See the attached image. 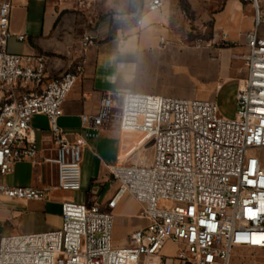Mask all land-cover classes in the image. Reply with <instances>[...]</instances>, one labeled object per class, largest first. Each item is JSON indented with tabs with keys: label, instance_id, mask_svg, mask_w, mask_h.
<instances>
[{
	"label": "built area",
	"instance_id": "1",
	"mask_svg": "<svg viewBox=\"0 0 264 264\" xmlns=\"http://www.w3.org/2000/svg\"><path fill=\"white\" fill-rule=\"evenodd\" d=\"M61 1L90 8L107 0ZM250 1L255 22L245 35L248 73L236 119L221 117L213 101L108 93L95 115H82L86 132L70 140L59 119L84 66L46 81L45 56L10 54L12 0H0V176L17 163L44 164L55 168V189L78 193L89 140L114 125L140 139L126 162L109 167L114 190L104 203L68 201L61 228L3 236L0 264H230L236 248L264 250V0ZM166 2L146 0L142 8L158 12ZM93 43L84 34L83 47ZM36 116L48 120L50 156L40 158ZM140 150L145 157L133 162ZM48 190L0 183V202L43 201ZM127 196L147 224L131 233L130 246L114 247L116 210ZM168 243L180 246L176 258L161 256Z\"/></svg>",
	"mask_w": 264,
	"mask_h": 264
},
{
	"label": "crops",
	"instance_id": "2",
	"mask_svg": "<svg viewBox=\"0 0 264 264\" xmlns=\"http://www.w3.org/2000/svg\"><path fill=\"white\" fill-rule=\"evenodd\" d=\"M145 1L107 0L84 8L72 1L12 0L10 30L13 37L7 46L10 54L45 56L46 81L77 65L84 66V75L68 96L59 119L60 128L70 140L86 132L82 127V115H95L106 94H150L159 90L141 81L131 86L115 83L111 87L107 83L108 74L100 73L99 63L110 57L105 49L111 47L113 59L123 56L126 47L120 43L135 42L134 56L138 59L171 55L195 57L205 66L216 69V84L220 86L227 80L240 78L242 82L247 77L243 60L247 53L245 35L255 22V9L250 0H167L158 12L143 10ZM87 33L94 43L85 49L83 36ZM19 35L25 36V40H18L16 36ZM193 36L202 44L186 46ZM32 126L40 158L54 154L47 118L34 117ZM138 142V138L124 135L116 125L99 139L89 140L83 154L82 190L78 194L54 188V167L17 163L11 174L0 176V183L49 190L43 201L0 202V209L7 208L11 212L7 218L28 223L31 226L28 233L57 230L63 224V203L106 201L114 190L109 167L126 162ZM136 159L133 156L132 161ZM140 216L141 212L128 214L130 233L146 226L147 222ZM171 245L176 246L168 243L161 256L174 257L165 253ZM184 262L176 260L174 264Z\"/></svg>",
	"mask_w": 264,
	"mask_h": 264
},
{
	"label": "rangeland",
	"instance_id": "3",
	"mask_svg": "<svg viewBox=\"0 0 264 264\" xmlns=\"http://www.w3.org/2000/svg\"><path fill=\"white\" fill-rule=\"evenodd\" d=\"M261 33H264V27L261 28ZM135 44L132 40L128 43H120V46L126 48L124 49V55L117 59L112 58V47L105 49V53H109L110 57L104 58V61L100 60L99 71L101 74H108L107 83L111 87L115 83L131 86L133 83L141 81L159 89L155 92H149L150 95L210 100L217 104L221 117L228 120L236 119L239 111L236 96L242 83L240 78L227 80L220 86L216 84V69L213 70L205 66L195 57L171 55L170 57H142L138 59V57L135 58L136 55L134 56L136 53ZM200 44H202L201 40L193 36L185 45L196 47ZM129 45L130 47H128ZM222 78L223 74H221ZM137 148L138 143L135 145L134 150H137ZM141 156H145L143 150L135 155L137 158ZM70 194L78 193L70 192ZM141 211V206L135 203L130 196L124 198L116 210L118 216L115 224L114 247L130 246V220L127 216ZM10 213L7 208L0 209V241L3 236L28 233L31 229V226L22 220L7 218ZM165 253L176 258L179 247L168 246ZM183 264H190V262H184ZM230 264H264V250L236 248L232 253Z\"/></svg>",
	"mask_w": 264,
	"mask_h": 264
},
{
	"label": "bare ground",
	"instance_id": "4",
	"mask_svg": "<svg viewBox=\"0 0 264 264\" xmlns=\"http://www.w3.org/2000/svg\"><path fill=\"white\" fill-rule=\"evenodd\" d=\"M124 135H131V136H134V137H136V138L139 139V135H138V134L124 132ZM139 140H140V139H139ZM142 157H145V156L138 157L137 159L142 158ZM137 159H136V161H137Z\"/></svg>",
	"mask_w": 264,
	"mask_h": 264
}]
</instances>
